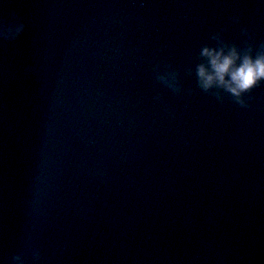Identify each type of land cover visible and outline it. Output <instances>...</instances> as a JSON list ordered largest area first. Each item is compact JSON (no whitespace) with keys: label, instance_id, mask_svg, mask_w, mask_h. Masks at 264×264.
Instances as JSON below:
<instances>
[{"label":"water","instance_id":"water-1","mask_svg":"<svg viewBox=\"0 0 264 264\" xmlns=\"http://www.w3.org/2000/svg\"><path fill=\"white\" fill-rule=\"evenodd\" d=\"M17 20L0 38V264H264V85L242 108L196 76L217 33L264 44V0H0Z\"/></svg>","mask_w":264,"mask_h":264},{"label":"clouds","instance_id":"clouds-1","mask_svg":"<svg viewBox=\"0 0 264 264\" xmlns=\"http://www.w3.org/2000/svg\"><path fill=\"white\" fill-rule=\"evenodd\" d=\"M13 17L16 19L15 13ZM234 22L239 24L240 18L234 17ZM25 27L26 25L18 20L15 23H0V38L16 39L25 31ZM241 35H249L247 27L241 28ZM212 39L218 42L217 47L204 46L200 51L206 63L197 65L198 86L204 92H210L212 89L223 90L240 107H249L245 96L251 100L250 94L253 90L264 85V44H260L258 48H253L251 44L238 47L235 43H226L219 33ZM31 71L33 69L30 68L29 72ZM155 71L157 81L175 92L180 91L177 72L161 73L158 66ZM215 95L217 99H222L219 91ZM34 255L39 259V252ZM14 260L17 264H22L20 256H15Z\"/></svg>","mask_w":264,"mask_h":264}]
</instances>
